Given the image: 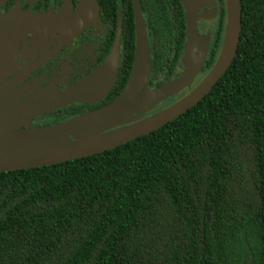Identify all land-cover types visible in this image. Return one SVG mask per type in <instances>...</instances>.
Here are the masks:
<instances>
[{"label":"trees","instance_id":"trees-1","mask_svg":"<svg viewBox=\"0 0 264 264\" xmlns=\"http://www.w3.org/2000/svg\"><path fill=\"white\" fill-rule=\"evenodd\" d=\"M94 1L114 24V1ZM117 1L122 53L113 82L96 103L68 112L105 107L127 82L130 0ZM136 1L153 32L154 62L184 36V27H169L173 18L183 24L178 3ZM239 7L230 63L183 113L94 154L0 171V264L264 262V0Z\"/></svg>","mask_w":264,"mask_h":264},{"label":"flooded vegetation","instance_id":"flooded-vegetation-1","mask_svg":"<svg viewBox=\"0 0 264 264\" xmlns=\"http://www.w3.org/2000/svg\"><path fill=\"white\" fill-rule=\"evenodd\" d=\"M113 1L115 4L118 3L117 0ZM175 1L178 3L175 14L180 17L183 24H176L173 18V23L169 27L172 25L184 27V36L180 40V45L173 39L172 50H168L171 52L166 57L160 56L157 61L153 62L151 57L153 32L148 25L147 13L140 8L136 0H130V18L123 21L124 36L133 37L132 62L137 25L144 32L149 62L145 87L155 91L157 84L160 83L161 87L167 82L174 81L185 71L188 62L185 58L187 52L185 13L189 10L192 14L191 21L195 30L193 56L197 53L196 43L199 37L207 40L205 54L190 83L177 90L178 93L171 97L173 101L188 94L214 65L213 60L207 64L208 56L213 47L218 50L216 56L218 55L225 25L224 0H184L185 6H182L180 0ZM219 1H222V4ZM90 3L96 8L94 9ZM114 3L112 2V6L109 7L113 8V13L115 12L113 24L109 19L111 11H108L107 20L105 17L100 18L99 7L94 0H0V78L19 81L18 85L11 88L12 102L15 103L17 99L30 100L44 91H51L53 95L66 91L98 68L106 56H109L113 46L118 66L122 53L120 40L122 21L119 17V6ZM162 11L169 14L172 20V7L162 8ZM31 66L33 67L28 71ZM131 67L132 63L130 69ZM171 98L169 103L164 101L162 104L165 107L171 105ZM96 101L63 102L35 115L34 119L40 118L44 122L31 123L33 119L31 118L27 125L23 126H53L74 117H83L89 110L83 112L77 109L71 113L66 111V108L94 104ZM1 103L6 105L8 101L1 100ZM4 127L13 129L8 125Z\"/></svg>","mask_w":264,"mask_h":264},{"label":"water","instance_id":"water-1","mask_svg":"<svg viewBox=\"0 0 264 264\" xmlns=\"http://www.w3.org/2000/svg\"><path fill=\"white\" fill-rule=\"evenodd\" d=\"M92 6L94 9L96 8L95 5L92 4ZM224 6L225 25L221 47L219 49L216 61L207 74L202 78V80L180 100L152 115L151 117L142 120L136 125L122 128L103 135L96 136L91 134L93 127L95 126H93L94 122L103 119L101 117L102 111L99 112L100 110L106 109V111H108V105L111 103V109L120 107L125 101L128 100L129 95L135 92L136 88L144 85L145 83L149 72L148 46L142 28L137 25L135 31L134 58L127 82L122 91L107 106L96 111L89 112L83 116H92L89 119L94 120L86 127L88 132L85 134L82 133V136L80 135L79 138L72 141H65L63 144L45 143L44 145L31 149H20L17 147L12 149H0V153H8V155L12 154L8 157H0V171L49 165L94 154L99 151L112 148L130 139L143 135L153 129H156L190 108L215 84V82L227 68L234 53L240 25L239 0H224ZM188 13L185 15L187 41V52L185 55L186 58L187 56L193 55L195 43V30L191 21L193 16L190 14V11ZM115 57L116 50L113 46L109 56L107 55L101 65L97 68L95 72L96 74L90 78H87V80H84L79 86L75 87L72 93L77 94L80 97V99L75 100L92 102L105 95L113 82L114 73L117 66ZM202 61V59L199 60L198 63L191 69L190 67L187 68L185 74L180 77V86L189 84V81L197 72L198 68L202 64ZM100 85H102V87H100ZM159 89L162 90V88L159 87L155 93ZM68 129L72 133L76 130L71 127H68ZM8 140L9 138L6 137L0 138V144H6ZM32 150H37L38 152L32 155ZM21 153H24V155L20 156ZM261 264H264V262Z\"/></svg>","mask_w":264,"mask_h":264},{"label":"rangeland","instance_id":"rangeland-1","mask_svg":"<svg viewBox=\"0 0 264 264\" xmlns=\"http://www.w3.org/2000/svg\"><path fill=\"white\" fill-rule=\"evenodd\" d=\"M180 2L182 6H185L184 0H180ZM188 11L189 10H187L186 13H188ZM197 40L198 42L196 43V55L187 56V58L185 57L189 62H186L187 66L185 65V71L188 67H190V69L194 67L196 63L200 59H202L205 54L204 49L206 47L207 40H205V38L202 40L201 37H199ZM61 43H63V41ZM32 67L33 66H31L28 71ZM96 70L97 68L83 80L78 82L76 85L70 87L66 91H63L62 93L53 95L51 91H44L41 94H37V97L31 98L27 101H20L16 98L17 100L15 101V103L12 102L13 96L10 95V92H13L11 88H13V86L15 85H18L19 81L15 82L17 81V79L14 80L5 79L3 77L0 78V102L1 100L8 101L6 105H4L3 103L0 104V138H9L6 144H0V149H12L14 147L20 149H31L44 145L45 143L63 144L65 141H72L74 139L79 138L82 133L85 134L86 132H88V129L86 128L87 126L84 128H80L78 127L77 122H81L92 116L74 117L72 118V120H69L67 122L65 121L63 123L56 124L53 126L51 125L35 127L33 125H23H27V122H29L31 118H33L31 123H42L44 122L43 119H34L36 118L37 114L45 112L50 108L56 107L63 102L80 99L79 95L74 94L72 92L74 91L75 87L79 86L84 80H87V78L94 76L96 74ZM185 71L183 74H185ZM183 74L180 77H182ZM180 77L174 81L163 84L161 86L162 90L159 89L156 93V90L152 91L147 89L144 83V85L136 88L135 92L130 94L128 100L125 101L120 107L111 109L112 103L109 104L108 111H106V109H102L99 111H102L101 117L103 119L94 122L93 126H95L93 127L91 134L96 136L103 135L106 133L117 131L122 128L136 125L142 120H145L146 118L151 117L152 115L165 109L166 107L162 103L164 101H167L169 103V99L178 93L177 90L179 88H182L184 86H180ZM100 87H102V85H100ZM173 100L174 99L171 98L170 103L173 104L178 101ZM6 125H8V127L10 126V128L13 129H7L6 127H4ZM68 127L77 128L72 133L68 129ZM63 128L66 130H64ZM9 132L10 134H7Z\"/></svg>","mask_w":264,"mask_h":264},{"label":"bare ground","instance_id":"bare-ground-1","mask_svg":"<svg viewBox=\"0 0 264 264\" xmlns=\"http://www.w3.org/2000/svg\"><path fill=\"white\" fill-rule=\"evenodd\" d=\"M92 121H94V120H91V119H85V120H83V121H81V122H77V124H78V127H80V128H84V127H86L90 122H92ZM77 127H75L74 129H76ZM36 152H38L37 150H32L31 151V154L33 155L34 153H36ZM12 155V154H11ZM11 155H8V153H0V157H2V156H5V157H8V156H11ZM21 155H24V153H21L20 154V156ZM15 156H18V155H15ZM7 172V171H6Z\"/></svg>","mask_w":264,"mask_h":264}]
</instances>
